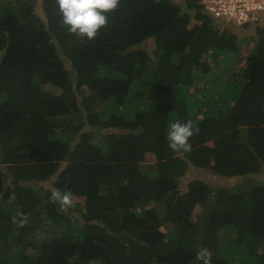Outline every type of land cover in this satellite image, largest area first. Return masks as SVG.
<instances>
[{"label":"trees","instance_id":"1","mask_svg":"<svg viewBox=\"0 0 264 264\" xmlns=\"http://www.w3.org/2000/svg\"><path fill=\"white\" fill-rule=\"evenodd\" d=\"M200 1L185 0L191 29L171 0H121L89 41L56 0L40 15L36 0H0V264H202L201 247L212 264H264V186L179 190L190 165L232 178L264 163V23L246 27L243 58L246 40ZM151 39L155 58L137 48ZM177 120L199 129L190 152L168 147Z\"/></svg>","mask_w":264,"mask_h":264},{"label":"clouds","instance_id":"2","mask_svg":"<svg viewBox=\"0 0 264 264\" xmlns=\"http://www.w3.org/2000/svg\"><path fill=\"white\" fill-rule=\"evenodd\" d=\"M121 0H56L62 24L71 35L89 41L95 40L101 29L108 25V14L114 12L120 6ZM199 129L192 121L180 122L170 121L166 139L168 147L174 151L190 152L192 145L190 139L198 134ZM73 194L71 191L52 189L50 201L58 203L62 210L73 206ZM29 214L18 212L12 217V222L23 228L29 223ZM212 252L201 247L196 252V260L202 264H212Z\"/></svg>","mask_w":264,"mask_h":264},{"label":"rangeland","instance_id":"3","mask_svg":"<svg viewBox=\"0 0 264 264\" xmlns=\"http://www.w3.org/2000/svg\"><path fill=\"white\" fill-rule=\"evenodd\" d=\"M171 2L176 4V5H179L184 13H190L192 15L189 28L192 29L195 25L198 24L196 22L194 16H193L194 12L187 8L185 0H171ZM35 8H36L35 9L36 13H38V15L43 14L42 13L43 12V10H42L43 3L41 2V0H39V1L36 0ZM216 24L217 25H221L220 29H222V30H224L225 28H227L228 30L232 29L230 31L235 33L238 36L239 39L246 40L247 43H245L243 45V47H242V56H243V58H245L250 53L251 49L254 47V39L256 38V32H254V29L253 28H251V29H246V28L236 29V28H231L230 26L222 25V23H219V22H217ZM137 48L138 49L141 48V49L147 51L152 58H155V50H156L157 47H156V43H155V41L153 39L147 40L146 42H144L142 45L138 46ZM130 50L132 51L133 48H130ZM209 61H212V59H209ZM211 64H212V67L214 68V63H211ZM243 64H244V61L242 62L241 65H237L234 68V70H237L240 66H243ZM66 68L69 69V71L72 72V68H71L70 64H67ZM72 74H73V72H72ZM203 83L204 82H202L199 87H201ZM46 89H48V88H46ZM85 89H87V88H85ZM79 99L81 100L80 97H79ZM102 104L103 103H100V102L94 103L93 104L94 111L95 112H98L99 110L101 111L102 110ZM83 114L85 116L89 115V113H87V112H84ZM151 164H152L151 162H147V166H144V168L148 167ZM62 169H64V167H62ZM261 172L262 173H260V174H254V175L249 176L248 178H251L250 183H252L253 185H256V186H264V169L261 170ZM55 179H56V177H54L52 181H50L48 183H45L44 185L47 188H51L53 182L55 181ZM196 180L205 181V183H207L211 188L212 187L214 188V175L211 172H209L208 170L198 169V168L193 167L192 165H190L189 169L187 170L186 175L179 179V190L182 193H185V191L188 190L189 183L192 182V181H196ZM229 183L230 182H224L222 184V187L225 188V187L229 186L228 185ZM248 185H250V184H248ZM74 202L75 203H81V204L85 205V200L84 199H82V200L81 199H74ZM73 208H74V206H72V209ZM68 210H69V208L67 210H64V211L67 212ZM200 212H201V208L198 207L195 210V212H194V216L197 217V215ZM42 233L43 234H41V236L45 238L46 237L45 233L43 231H42Z\"/></svg>","mask_w":264,"mask_h":264},{"label":"built area","instance_id":"4","mask_svg":"<svg viewBox=\"0 0 264 264\" xmlns=\"http://www.w3.org/2000/svg\"><path fill=\"white\" fill-rule=\"evenodd\" d=\"M200 4L215 23L237 28L264 23V0H201Z\"/></svg>","mask_w":264,"mask_h":264},{"label":"crops","instance_id":"5","mask_svg":"<svg viewBox=\"0 0 264 264\" xmlns=\"http://www.w3.org/2000/svg\"><path fill=\"white\" fill-rule=\"evenodd\" d=\"M262 167H263L262 168V170H263L264 169V163L263 162H262ZM260 173H262V172L260 171L257 174H260ZM248 177L249 176H236V177H232V178H224V177L214 175V188L213 187L212 188L214 189V191L221 190V189H228V190L237 189V190H240L242 192H247L252 188V186H254V187L256 186V185H253L252 183H250L251 178H248ZM224 182H230L228 184L229 186L223 188L222 184ZM248 184H250V185H248ZM40 186L46 187L44 184H41ZM185 192H187V191H185Z\"/></svg>","mask_w":264,"mask_h":264}]
</instances>
